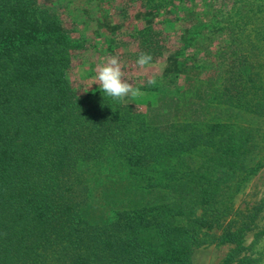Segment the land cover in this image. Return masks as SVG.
Returning <instances> with one entry per match:
<instances>
[{"label":"trees","instance_id":"1","mask_svg":"<svg viewBox=\"0 0 264 264\" xmlns=\"http://www.w3.org/2000/svg\"><path fill=\"white\" fill-rule=\"evenodd\" d=\"M178 2L185 45L120 102L71 78L87 39L55 6L0 0V264L258 263L264 202L235 199L264 168V0Z\"/></svg>","mask_w":264,"mask_h":264},{"label":"rangeland","instance_id":"2","mask_svg":"<svg viewBox=\"0 0 264 264\" xmlns=\"http://www.w3.org/2000/svg\"><path fill=\"white\" fill-rule=\"evenodd\" d=\"M42 1L55 6L87 39L85 44L87 48L76 59L77 66L71 71V78L75 80L76 85L85 90L100 87L96 81V74L99 67L110 57L119 59L124 78L133 86L141 85L152 78L157 80L167 68L168 56L185 45L184 28L193 23L191 11L182 13L180 9L191 8V4L189 2L180 4L178 0ZM193 2L200 11L205 6L203 2L207 0ZM161 3L162 6H159ZM149 25L153 31H158L156 47H159V52L155 53V60L151 66L140 68L130 55L138 49L135 36ZM132 99L133 97L129 96L124 100L131 102ZM261 202H264V168L251 177L247 186L235 199L238 208ZM258 217L256 232L264 228V206ZM254 233L255 231L247 234L245 244L251 245L248 253L260 259L257 264H264V234L255 239ZM230 248L229 244L201 247L193 253L192 264H219Z\"/></svg>","mask_w":264,"mask_h":264},{"label":"clouds","instance_id":"3","mask_svg":"<svg viewBox=\"0 0 264 264\" xmlns=\"http://www.w3.org/2000/svg\"><path fill=\"white\" fill-rule=\"evenodd\" d=\"M153 56L150 53L141 52L136 60V65L140 68L151 66ZM96 81L99 82L103 93L114 100L123 102L126 97H136L141 95L139 88L124 78L121 62L117 57H110L99 67L96 74ZM154 78L147 81L148 86H155Z\"/></svg>","mask_w":264,"mask_h":264}]
</instances>
